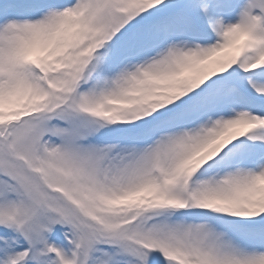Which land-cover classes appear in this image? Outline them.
I'll use <instances>...</instances> for the list:
<instances>
[{
  "label": "snow or ice",
  "instance_id": "1",
  "mask_svg": "<svg viewBox=\"0 0 264 264\" xmlns=\"http://www.w3.org/2000/svg\"><path fill=\"white\" fill-rule=\"evenodd\" d=\"M0 264H264V0H0Z\"/></svg>",
  "mask_w": 264,
  "mask_h": 264
}]
</instances>
